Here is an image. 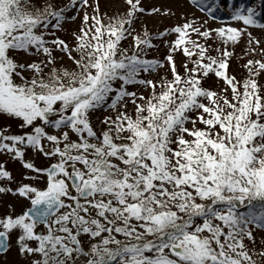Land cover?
Listing matches in <instances>:
<instances>
[{
  "label": "snow or ice",
  "instance_id": "snow-or-ice-1",
  "mask_svg": "<svg viewBox=\"0 0 264 264\" xmlns=\"http://www.w3.org/2000/svg\"><path fill=\"white\" fill-rule=\"evenodd\" d=\"M186 3L0 0V264H264V0Z\"/></svg>",
  "mask_w": 264,
  "mask_h": 264
},
{
  "label": "rangeland",
  "instance_id": "rangeland-1",
  "mask_svg": "<svg viewBox=\"0 0 264 264\" xmlns=\"http://www.w3.org/2000/svg\"><path fill=\"white\" fill-rule=\"evenodd\" d=\"M105 2H106V0H102V9H103ZM145 3L148 6H154V5L168 6V7L173 8L175 11H177V13H179V11L181 10V5H183L185 8H188L186 0H145ZM188 10L194 11V9H190V8ZM221 14L223 15L225 13H221ZM196 15L202 16L203 13L196 11ZM145 19H148L149 21H151L152 26L154 28L157 26V24H159V26L162 28V27L173 22V18H171V17L146 16ZM78 22H79V17H77V20L75 23H78ZM209 22L211 23L212 21H209ZM71 26H73V25H69V27H71ZM165 51L166 50L163 48V46H161L160 55L163 56ZM234 70L239 72V69H235V67H234ZM0 210H2V208H0ZM10 258H14V257L10 256Z\"/></svg>",
  "mask_w": 264,
  "mask_h": 264
}]
</instances>
